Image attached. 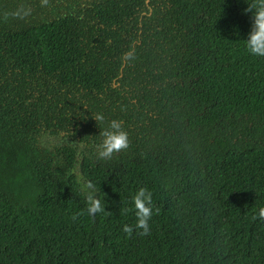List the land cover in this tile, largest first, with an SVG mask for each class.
Listing matches in <instances>:
<instances>
[{
  "label": "trees",
  "instance_id": "obj_1",
  "mask_svg": "<svg viewBox=\"0 0 264 264\" xmlns=\"http://www.w3.org/2000/svg\"><path fill=\"white\" fill-rule=\"evenodd\" d=\"M249 2L0 0V264H264ZM113 119L129 147L98 158ZM140 187L150 232L127 235Z\"/></svg>",
  "mask_w": 264,
  "mask_h": 264
},
{
  "label": "clouds",
  "instance_id": "obj_2",
  "mask_svg": "<svg viewBox=\"0 0 264 264\" xmlns=\"http://www.w3.org/2000/svg\"><path fill=\"white\" fill-rule=\"evenodd\" d=\"M246 12H251V28L247 34V39L244 40L246 51L255 57H264V0H250L247 3ZM130 54H126L125 58H129ZM96 121H103L102 114L97 113ZM102 137L101 142L97 146L96 155L98 158H111L113 153H118L121 150H126L129 147L130 141L128 133L122 127V121L113 119L109 121L108 127L100 132ZM79 147H83L80 145ZM79 151L77 156H79ZM79 191L84 195L86 202V211L89 216H94L98 213H109L105 211L104 194L100 193L97 197L99 189L91 180H82L79 185ZM153 193L151 190L140 187L131 197V203L135 209L136 221L134 225L125 224L122 230L125 234L131 235L133 230H137V234L144 236L150 232V223L153 216ZM123 212H128V208H124ZM258 215L264 219V207L258 209ZM75 219V217H73Z\"/></svg>",
  "mask_w": 264,
  "mask_h": 264
},
{
  "label": "flooded vegetation",
  "instance_id": "obj_3",
  "mask_svg": "<svg viewBox=\"0 0 264 264\" xmlns=\"http://www.w3.org/2000/svg\"><path fill=\"white\" fill-rule=\"evenodd\" d=\"M50 140H51V138H50Z\"/></svg>",
  "mask_w": 264,
  "mask_h": 264
}]
</instances>
